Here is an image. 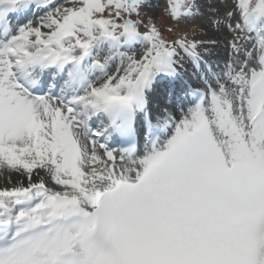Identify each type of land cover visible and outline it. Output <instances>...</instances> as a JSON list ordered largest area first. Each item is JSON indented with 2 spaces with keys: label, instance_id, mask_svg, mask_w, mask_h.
Wrapping results in <instances>:
<instances>
[{
  "label": "snow or ice",
  "instance_id": "obj_1",
  "mask_svg": "<svg viewBox=\"0 0 264 264\" xmlns=\"http://www.w3.org/2000/svg\"><path fill=\"white\" fill-rule=\"evenodd\" d=\"M163 3L0 0V264H264V0Z\"/></svg>",
  "mask_w": 264,
  "mask_h": 264
},
{
  "label": "bare ground",
  "instance_id": "obj_2",
  "mask_svg": "<svg viewBox=\"0 0 264 264\" xmlns=\"http://www.w3.org/2000/svg\"><path fill=\"white\" fill-rule=\"evenodd\" d=\"M221 4H222V0H221ZM220 8L222 9V11H225L224 7L221 6ZM33 13L29 16L30 19H36L37 18L38 14L35 12V10L33 11ZM39 15H42V13H39ZM207 15H208V13L206 12V16ZM16 23H17V21L15 22V24ZM208 36L215 39L217 41V43L215 46H210L209 53L206 55V60L213 66V68L216 71H219L220 69L224 68L225 62L228 59L229 50H228V47L224 43L228 42L231 39V34L225 32L223 29H221L219 32H214L212 27L209 26L208 27ZM187 70L188 69L186 68V71L183 74L182 80H188V76L191 75L187 72ZM155 94H158V92ZM155 94H154V96H155ZM155 102H158L161 105V107H163L166 103V100L163 99L161 93H159L157 96H155ZM173 106H174V104L170 105V107H172L173 110L176 111L177 114H179V110H177V108H175ZM96 126H98V125H96ZM117 166L119 167V162H118ZM44 178H45L46 184L50 188L55 187L52 184V182L46 176ZM33 179L36 180L37 177L34 175ZM21 182H23L25 184L27 183L24 176H21L17 173H12L7 168H3V170L0 169V189L11 188L13 186L18 185Z\"/></svg>",
  "mask_w": 264,
  "mask_h": 264
},
{
  "label": "rangeland",
  "instance_id": "obj_3",
  "mask_svg": "<svg viewBox=\"0 0 264 264\" xmlns=\"http://www.w3.org/2000/svg\"><path fill=\"white\" fill-rule=\"evenodd\" d=\"M155 3H158L159 5V9H158V24L164 28H167L170 24V21L163 15V8H164V3L163 0H154ZM219 7H221L220 5H218ZM229 6L231 7V0H229ZM223 12L222 9L220 8V13H221V17L223 16ZM202 21L198 20L196 21V24H200ZM165 34L167 35V33L165 32ZM225 42V41H224ZM227 46V42L224 43ZM188 69H191V65H186ZM187 72H190L189 70ZM197 78V75H196ZM1 170H3V168H0Z\"/></svg>",
  "mask_w": 264,
  "mask_h": 264
}]
</instances>
